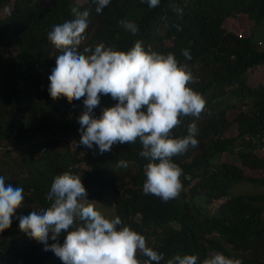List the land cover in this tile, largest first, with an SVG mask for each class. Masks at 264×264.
Returning <instances> with one entry per match:
<instances>
[{
    "label": "trees",
    "instance_id": "obj_1",
    "mask_svg": "<svg viewBox=\"0 0 264 264\" xmlns=\"http://www.w3.org/2000/svg\"><path fill=\"white\" fill-rule=\"evenodd\" d=\"M74 7L90 8L81 50L103 43L127 52L140 41L145 50L172 54L192 73L187 86L205 104L198 117L182 116L170 130L171 137L181 138L195 123L198 141L172 157L182 169L175 199L164 202L143 194L148 161L138 155V141L98 154L95 146L79 144L84 97H50L47 78L59 52L46 36L54 25L74 18ZM239 16L261 24L264 0H161L155 8L141 0H111L99 14L88 0H0V176L6 186L22 187L24 196L16 218L0 233V264H62L18 228V218L47 206L45 193L64 172L81 177L88 201L111 197L112 216L143 235L146 246L162 252L165 260L188 254L200 264L219 252L241 264H264V177L245 176V170L264 171V84L251 88L247 78L264 67V42L223 28L226 20ZM121 20L135 23L138 32L125 31ZM115 103L102 95L91 115L99 118ZM229 111L236 112L233 120L227 118ZM233 126L236 135L225 137ZM223 155L238 163L220 161ZM117 160L128 167H117ZM246 187L250 190L242 191ZM218 201L210 215L204 205ZM54 242L62 244L63 234L47 243ZM137 257L145 259L140 253Z\"/></svg>",
    "mask_w": 264,
    "mask_h": 264
},
{
    "label": "clouds",
    "instance_id": "obj_2",
    "mask_svg": "<svg viewBox=\"0 0 264 264\" xmlns=\"http://www.w3.org/2000/svg\"><path fill=\"white\" fill-rule=\"evenodd\" d=\"M97 14L111 0H88ZM161 0H141L149 8ZM74 18L54 25L47 40L59 52L48 76V92L55 99L61 95L79 100L85 110L78 117L79 144L88 149L95 146L98 154L110 151L114 144L139 142L138 155L147 160L142 192L167 202L175 199L181 189L182 169L172 157L196 147L195 123L187 127V135L170 136L180 117H198L205 101L187 85L193 80L186 64L172 54L163 55L145 50L136 41L127 51H117L103 43L94 48L80 49L84 29L89 23L90 8L71 9ZM180 13V9H176ZM132 35L138 26L128 20L119 21ZM185 60L191 56L182 52ZM44 89V88H43ZM42 89V90H43ZM99 94V95H98ZM109 95L116 103L102 110L99 118L92 116L100 96ZM117 167L127 168L128 162L117 160ZM81 177L64 172L56 175L46 191L47 206L32 209L18 218V228L29 237L37 238L44 251H51L62 264H197L196 255L174 254L167 260L162 252L146 246L145 237L128 226L119 216L106 217L95 202L86 199ZM24 200L23 188L5 185L0 176V233L8 229L14 214ZM51 233V235H49ZM63 234V243L48 244ZM137 253L145 259L141 261ZM200 264H241L239 259L215 252Z\"/></svg>",
    "mask_w": 264,
    "mask_h": 264
},
{
    "label": "rangeland",
    "instance_id": "obj_3",
    "mask_svg": "<svg viewBox=\"0 0 264 264\" xmlns=\"http://www.w3.org/2000/svg\"><path fill=\"white\" fill-rule=\"evenodd\" d=\"M223 28L229 32H232L238 36H243V38H247L250 35H253L254 39H258L260 41L264 42V21L261 22L259 25H254L253 22L247 21L244 19L243 16H239L238 18H233V19H228L225 21ZM264 44H262L261 47H263ZM248 78V85L251 88H254L256 86L264 84V67H259L255 68L254 70L250 71L247 74ZM236 115V112L229 111L227 118L229 120H233ZM236 135L235 131V126H233L231 129H229L225 133V137L231 138ZM264 155V152H263ZM224 161V163H229V164H237L238 161L235 160L232 156L230 155H223L220 158V161ZM245 176L246 177H264V171H248L245 170ZM250 189L248 187L243 188L242 191H249ZM261 190V189H260ZM199 205H202V203H197ZM220 205V202H214L212 205H209L204 208L205 210L211 215L214 213L215 209ZM97 209L102 212L103 215L106 217L111 218L113 214V207H112V198L107 197L105 200L101 201L100 203H97L96 205ZM51 235V233H49ZM51 239H49L47 242H50Z\"/></svg>",
    "mask_w": 264,
    "mask_h": 264
},
{
    "label": "built area",
    "instance_id": "obj_4",
    "mask_svg": "<svg viewBox=\"0 0 264 264\" xmlns=\"http://www.w3.org/2000/svg\"><path fill=\"white\" fill-rule=\"evenodd\" d=\"M44 87L43 86H40V89L42 90Z\"/></svg>",
    "mask_w": 264,
    "mask_h": 264
}]
</instances>
